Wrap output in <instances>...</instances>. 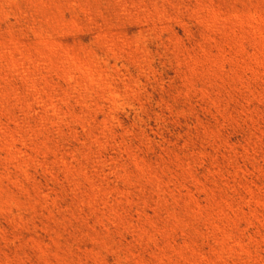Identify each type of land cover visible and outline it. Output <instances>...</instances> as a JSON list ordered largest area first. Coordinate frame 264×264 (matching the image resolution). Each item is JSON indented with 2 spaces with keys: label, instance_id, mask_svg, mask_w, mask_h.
Wrapping results in <instances>:
<instances>
[{
  "label": "rangeland",
  "instance_id": "374dc122",
  "mask_svg": "<svg viewBox=\"0 0 264 264\" xmlns=\"http://www.w3.org/2000/svg\"><path fill=\"white\" fill-rule=\"evenodd\" d=\"M0 264H264V0H0Z\"/></svg>",
  "mask_w": 264,
  "mask_h": 264
}]
</instances>
